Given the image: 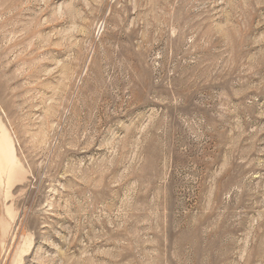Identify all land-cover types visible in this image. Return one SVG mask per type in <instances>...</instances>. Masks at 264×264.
<instances>
[{
  "label": "rangeland",
  "instance_id": "1",
  "mask_svg": "<svg viewBox=\"0 0 264 264\" xmlns=\"http://www.w3.org/2000/svg\"><path fill=\"white\" fill-rule=\"evenodd\" d=\"M0 264H264V0H0Z\"/></svg>",
  "mask_w": 264,
  "mask_h": 264
}]
</instances>
